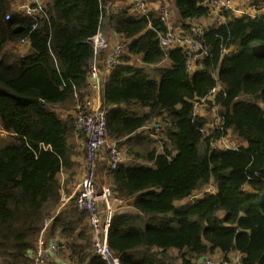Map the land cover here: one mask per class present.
I'll return each instance as SVG.
<instances>
[{
    "label": "trees",
    "instance_id": "1",
    "mask_svg": "<svg viewBox=\"0 0 264 264\" xmlns=\"http://www.w3.org/2000/svg\"><path fill=\"white\" fill-rule=\"evenodd\" d=\"M125 1L41 0L47 18L35 20L15 11L14 0H0V128L6 136L0 141V264H30L43 223L61 202L59 173L72 179L79 143L73 115L65 112L73 111L75 95H85L89 39L104 26L130 41L105 83L106 132L111 140L124 138L127 155L144 162H121L106 173L115 198L131 209L112 216L111 251L120 264H205L217 253L264 264V13L226 12V23L204 28L208 56L189 72L181 50L159 46L155 30L166 31L159 13L135 15ZM171 1L173 27L187 31L208 17L207 0ZM253 1L264 8V0ZM24 38L27 46H20ZM132 56L146 65L166 59L168 66L157 69L156 81L130 63ZM217 83L222 128L204 135L208 120L194 115L193 106ZM158 119L165 123L160 151L153 147L157 134L142 130ZM228 131L241 145L214 149ZM209 183L212 193L176 205ZM47 233L66 243L78 263L104 264L73 201Z\"/></svg>",
    "mask_w": 264,
    "mask_h": 264
},
{
    "label": "built area",
    "instance_id": "2",
    "mask_svg": "<svg viewBox=\"0 0 264 264\" xmlns=\"http://www.w3.org/2000/svg\"><path fill=\"white\" fill-rule=\"evenodd\" d=\"M15 11H20L22 15L32 17L35 20L46 19L47 15L43 8L41 0H14ZM243 2V3H242ZM129 11L135 15L148 18L151 10L159 13L160 20L166 27V31L158 32L155 30L159 46L163 50L179 49L186 58V67L189 72L197 69V62L208 56L207 47L203 45L202 35L203 29L193 23L188 25V30H182L173 27L170 21L169 7L166 0L162 3L148 5L145 0L129 1ZM204 6L208 9V18L212 17L215 24L226 23L225 13L230 12L231 16H249L255 18L260 16L259 9L252 2L247 3L245 0H207ZM234 6H238L235 10ZM104 14H108L109 5L103 6ZM238 12V15L235 14ZM9 14L5 19L9 18ZM148 28L153 29L151 25ZM98 31L89 39L92 44V60L87 74V87L84 90V97L79 98L75 95V106L73 111H69L73 115L75 122L76 137L84 142V175L75 187L73 194L66 198V201L59 204L55 211L44 221L39 232L33 251L31 252L30 264H50L53 253L61 249L67 250V244L60 245L58 239L46 241V235L53 218L59 213L66 203L73 201L74 208L86 215V221L90 228L92 252L103 261L104 264H120L118 257L111 251L107 243L111 219L114 214L112 209V201H117L113 197L111 187L100 185L96 181L95 168L99 160H104L101 155L103 149H107V159L104 166V172L114 170L118 164L122 162L121 153L118 145L125 141L124 138L118 140L109 139L106 126L105 114L106 105L104 103V87L106 80L111 71L120 62V56L125 51V47L130 43L129 40L118 38L111 42L109 37ZM20 46H27L26 38L19 43ZM226 52V49L223 50ZM216 78V75H213ZM222 89L221 85H217L209 91L207 97L195 102L193 113L195 114V104L211 103L214 105L215 96ZM215 108V109H214ZM218 106H213V118L210 125L201 130L204 135L215 129L221 130L222 119L218 112ZM72 112V113H71ZM203 117L202 115H199ZM162 125L155 120L152 125L146 126L142 130L153 131L158 134ZM5 132L0 128V137H4ZM221 139L215 141L212 147L217 150H236L238 146L225 145ZM220 145V146H218ZM213 187V186H212ZM214 190V188H213ZM118 202H121L118 200ZM68 251V250H67ZM205 264H242L239 253L222 254L217 253L213 257L206 260Z\"/></svg>",
    "mask_w": 264,
    "mask_h": 264
},
{
    "label": "rangeland",
    "instance_id": "3",
    "mask_svg": "<svg viewBox=\"0 0 264 264\" xmlns=\"http://www.w3.org/2000/svg\"><path fill=\"white\" fill-rule=\"evenodd\" d=\"M146 3L148 5H151V4H157V3H162V0H154V1H149V0H145ZM245 2L247 3H250L252 2L254 5H256L254 3L253 0H245ZM166 3L168 4V7H169V15H170V21L172 22H176V13L174 11V7H173V4H172V1L171 0H166ZM243 3V2H242ZM129 4V1H125V2H122L121 5H123V7H126L128 6ZM114 5V4H113ZM257 6V5H256ZM173 8V9H172ZM235 10H237L238 6H234ZM261 13H264V8L261 9ZM236 15H238V12H235ZM105 16V15H104ZM208 22L211 23V25L215 24V20L210 17V19L208 20ZM105 23V21L103 22V24ZM197 25V24H195ZM201 28H205L206 26L208 25H197ZM101 34H103L104 36H108L109 39L111 40V42H114L116 41L118 38H115L113 37V34L110 30H107V27L104 26L103 27V31L101 30ZM115 38V39H114ZM26 51V50H25ZM130 63L135 66V67H138L140 69H143L144 72L147 74V76L149 78H153L155 79L156 81H158V73H157V69L158 68H162V67H167L168 66V61L166 59H164L162 62L156 64V65H146L144 63H142L140 61V57L138 56H132L131 57V61ZM242 99H246V97H242ZM213 104L211 103H197L195 104V114L196 115H202L203 117L206 118V120H208V123L210 125V123L212 122L213 118L215 117V115L213 114ZM215 109V108H214ZM134 110L136 112H142L144 111L143 109H140V108H134ZM219 108H218V112H219ZM72 113V112H71ZM65 114L67 115L68 113L65 112ZM159 121V119H158ZM159 123L162 125V127L164 126V122L163 120ZM150 126V125H148ZM147 131V132H145ZM145 133L148 134V130H144ZM207 134V133H205ZM209 134V133H208ZM6 137V136H5ZM5 137H0L1 140H5L6 138ZM162 138V140H164V137L162 136V132H161V135L160 133H158L156 136H153V139L155 140V143L153 144V147L157 150V151H160L161 150V142H160V139ZM78 143H79V146L76 144V148H77V155L79 156V160L81 161V164L83 166V169H81V175L83 176L84 175V172H85V169H84V152H83V146H84V142L78 138ZM223 142L225 145L229 146V145H233V146H240L241 145V142L239 139H237L235 137V135L232 134L231 131H228L227 132V135L225 136V138L223 139ZM220 146V145H218ZM120 153H121V157H122V163L124 164H132V163H139V164H144V162L142 161H135L133 158H130V156L127 155V146L126 144H121L120 147H118ZM101 155L103 156L104 160L102 161H98L97 164H96V168H95V175H96V181L100 184V185H105L107 187H112V185L109 183V179L107 177V174L104 172V166L106 164V159H107V149H103L102 150V153ZM214 190H213V187H212V184L209 183L206 187H204L203 189L199 190V191H196L193 193V195L182 201V202H179L177 203L176 205L178 207H183L185 205H187L188 203H190L191 201L197 199V198H200L204 193H212ZM113 197L115 198V196L113 195ZM117 199V198H116ZM112 209L114 211V213H117V212H122V211H131V209L128 207L127 203L126 202H118V199L117 201H112ZM221 215V214H220ZM172 254V256H176V252L173 251V252H170ZM59 256L62 257V262L61 264H69L67 261H65V259L63 258L62 256V253L59 254ZM71 264H77V263H74V262H70ZM175 264H179V262H175Z\"/></svg>",
    "mask_w": 264,
    "mask_h": 264
},
{
    "label": "crops",
    "instance_id": "4",
    "mask_svg": "<svg viewBox=\"0 0 264 264\" xmlns=\"http://www.w3.org/2000/svg\"><path fill=\"white\" fill-rule=\"evenodd\" d=\"M239 1H241V0H239ZM209 19L210 18H208V17L207 18H201V19L193 21L192 23L197 24V25H208L205 27V28H207V27L211 26V23L208 22ZM112 34H113V37L118 38L117 35H115L114 33H112ZM72 158H73V161H75V163H76V166L74 168V173L72 175V179H70V180L68 179V174L65 171H61L59 173V180L61 183V202H60V204L63 203V201H66L63 197L68 198L73 194V192L75 191L76 185L82 179L81 169H83V166L81 164V161L79 160V156L76 155V156H73ZM99 161H102V160H99ZM46 236H47L46 237L47 242L52 241L53 237H50L49 233H47ZM54 239H56V238H54ZM61 253H62V256L65 259V261H67L69 264H71L70 262L80 264L77 262V260L75 261L74 258H72V256L68 254L67 250H64V249H61L60 251L52 254L50 264H61V262L63 261L62 257L59 256V254H61ZM81 264H83V263H81Z\"/></svg>",
    "mask_w": 264,
    "mask_h": 264
}]
</instances>
